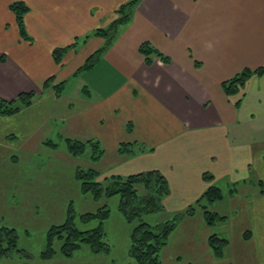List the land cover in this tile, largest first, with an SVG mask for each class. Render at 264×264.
<instances>
[{"label":"crops","instance_id":"1","mask_svg":"<svg viewBox=\"0 0 264 264\" xmlns=\"http://www.w3.org/2000/svg\"><path fill=\"white\" fill-rule=\"evenodd\" d=\"M127 1L0 0V97L36 94L30 106L0 117V151L37 148L52 140L55 122L58 135L95 141L104 155L117 156L100 178L159 171L169 187L162 200L167 212L185 211L226 178L242 196L231 197L232 205L254 211L253 230L241 236L260 233L262 248L264 73L245 82L241 97L227 96L221 84L264 66V0H140L109 48L81 69L105 44L92 33ZM14 2L28 7L23 20L31 41L19 36L9 9ZM145 41L170 62L145 65L138 51ZM59 48H65L60 65L52 56ZM50 77L64 83L58 97L42 89ZM123 142L137 144L129 159L116 153Z\"/></svg>","mask_w":264,"mask_h":264},{"label":"rangeland","instance_id":"2","mask_svg":"<svg viewBox=\"0 0 264 264\" xmlns=\"http://www.w3.org/2000/svg\"><path fill=\"white\" fill-rule=\"evenodd\" d=\"M44 105H47L46 101ZM40 106L44 107L42 104ZM49 125L51 129L49 136L52 140L43 141L37 148L14 146L16 142L14 140L9 142L13 146L0 151V228H12L16 234L15 248L0 258V264H137L129 256V247L130 233L138 218L135 217L131 221L125 219L118 210V195L95 201L89 194H81L79 181L75 177L78 168L93 169L98 173L97 180L103 183L105 178L100 176L108 170V165L117 156L103 154L98 160L92 161L89 144L81 154L73 156L67 152L64 141L66 136L58 135L62 132L57 124L54 122ZM48 140L55 147H50L47 144ZM117 155L125 159L132 157L118 153ZM120 158L118 160H121ZM127 165L130 166L129 163ZM225 179L214 181V185L220 189V199L211 203L201 202L205 210L225 218L208 225L202 206L194 205L193 214L183 216L170 233L167 245L160 253L161 264L264 263V245L258 248L260 245L257 243L260 233L255 235L253 231L250 240H246L250 236L248 238L241 236L245 230H253L250 216L251 213L254 215V211L250 210L249 213L248 209L241 210L237 204L232 205L231 197L240 200L242 196L237 194L238 190H235L233 185L227 186ZM254 184L257 193L258 186L256 182ZM138 189L139 194H142V187ZM168 194L169 188L164 197ZM29 203H33L34 206H29ZM104 204L110 210L108 218L102 223L103 240L109 247L108 251L93 252L87 244L81 243L80 247L68 256L61 251L63 239H55L52 244L54 250L52 257L42 258L41 253L46 249L47 229L65 221L70 205L75 227L85 231L97 227L99 220L82 222L80 214L97 212ZM172 213L176 212H167L164 209L161 212L144 214L142 218L149 224H155L168 219V215ZM259 218L260 215L257 216V219ZM213 234L227 240L221 247L219 257L213 254L208 245V238ZM253 251L259 252L256 253L258 257L255 260L252 256Z\"/></svg>","mask_w":264,"mask_h":264},{"label":"trees","instance_id":"3","mask_svg":"<svg viewBox=\"0 0 264 264\" xmlns=\"http://www.w3.org/2000/svg\"><path fill=\"white\" fill-rule=\"evenodd\" d=\"M140 0H128L121 4L114 11L115 17L106 28H99L92 34L104 38L105 44L99 50L89 56L81 69H87L100 57V55L109 48V45L115 39L118 29L128 23L133 10ZM10 11L15 17L16 26L19 36L26 41H31L24 28V14L28 11V7L23 2H14L9 6ZM139 53L143 56L144 64L149 66L154 59H159L167 64L170 59L153 47L149 42H142L138 47ZM65 53V48H59L52 51L53 60L60 65ZM80 69V70H81ZM264 66L255 70L243 69L230 79L224 81L221 85L227 96H233L239 93L242 96V88L245 82L253 75H262ZM53 77L45 80L42 89L50 87L54 94L60 96L64 83L53 84ZM240 97L235 101V105H239ZM36 99L34 92L21 93L12 100H6L0 97V116H10L16 114L20 110L30 106ZM67 145V152L73 156H78L88 146L91 147V160H98L103 155V150L95 141H76L71 138H64ZM50 147H55L51 141H47ZM137 144L120 143L117 147L119 155H133ZM75 177L79 181V191L81 194H89L93 200L99 201L102 198L113 195L119 196L118 210L122 213L127 221L138 218L137 223L130 233L129 256L137 264H161L160 253L167 245L168 237L174 230L177 222L185 216L194 212V205L202 206L205 221L208 225H213L217 221H222L225 217L216 213L205 210V206L201 202H214L221 198L220 189L214 185H210L203 192L201 197L196 200L195 204L189 206L184 212H176L169 214L168 219L155 224H149L142 216L144 214H152L157 211H163L162 200L168 193V184L164 176L157 170L147 172H139L127 176L111 175L105 177V182L101 183L97 180L98 173L93 169H76ZM205 179H207L205 177ZM139 187L143 192L139 194ZM109 208L106 204L101 205L94 213L80 214L82 222H89L98 219L97 227L85 231H80L75 227L74 215L71 205L67 209V217L60 225H52L46 231V249L41 253L42 258L49 259L52 257L54 250L52 248L55 239H63L61 251L65 255H71L73 251L78 249L81 243L87 244L93 252L108 251L109 247L103 240L104 231L102 228L103 220L109 216ZM250 236L249 232L243 234L244 238ZM3 241L5 242L3 244ZM227 243L226 239L220 238L215 234L208 238V245L211 247L213 254L219 257L221 247ZM16 246V234L12 228H0V258L6 255Z\"/></svg>","mask_w":264,"mask_h":264}]
</instances>
